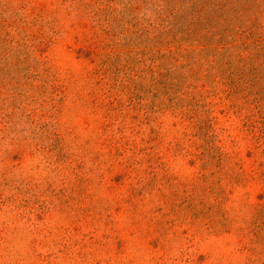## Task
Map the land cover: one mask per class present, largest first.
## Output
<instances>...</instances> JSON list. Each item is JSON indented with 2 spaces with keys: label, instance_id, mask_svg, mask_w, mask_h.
<instances>
[{
  "label": "rangeland",
  "instance_id": "374dc122",
  "mask_svg": "<svg viewBox=\"0 0 264 264\" xmlns=\"http://www.w3.org/2000/svg\"><path fill=\"white\" fill-rule=\"evenodd\" d=\"M193 1L0 0V264H264V8L166 45Z\"/></svg>",
  "mask_w": 264,
  "mask_h": 264
},
{
  "label": "trees",
  "instance_id": "16d2710c",
  "mask_svg": "<svg viewBox=\"0 0 264 264\" xmlns=\"http://www.w3.org/2000/svg\"><path fill=\"white\" fill-rule=\"evenodd\" d=\"M172 1L179 3L181 0ZM262 6L258 0H194L186 16L174 17L177 23L174 31L169 32L173 35L166 45L197 42L206 48L205 51L216 53L230 39L242 42L241 46L248 49L251 40L256 38V14L264 8ZM256 223L261 227L254 236L256 243L260 244L264 230V204L256 213Z\"/></svg>",
  "mask_w": 264,
  "mask_h": 264
}]
</instances>
